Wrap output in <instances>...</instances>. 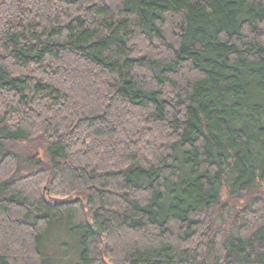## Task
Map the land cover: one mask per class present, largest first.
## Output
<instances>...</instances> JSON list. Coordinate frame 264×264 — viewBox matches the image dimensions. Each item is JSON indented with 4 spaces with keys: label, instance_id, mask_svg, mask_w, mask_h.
Returning <instances> with one entry per match:
<instances>
[{
    "label": "trees",
    "instance_id": "trees-1",
    "mask_svg": "<svg viewBox=\"0 0 264 264\" xmlns=\"http://www.w3.org/2000/svg\"><path fill=\"white\" fill-rule=\"evenodd\" d=\"M0 264H264V0H0Z\"/></svg>",
    "mask_w": 264,
    "mask_h": 264
},
{
    "label": "rangeland",
    "instance_id": "rangeland-1",
    "mask_svg": "<svg viewBox=\"0 0 264 264\" xmlns=\"http://www.w3.org/2000/svg\"><path fill=\"white\" fill-rule=\"evenodd\" d=\"M63 239H65V242L68 243L69 245L72 244V242L74 240L71 239V237H67L64 235V233L60 232V231H55L52 235H51V242H54L56 244H58L60 241H62ZM68 239V240H67ZM62 251H53V253L51 255H53L56 258V261L60 260L61 258L64 259L63 257L64 254L61 253Z\"/></svg>",
    "mask_w": 264,
    "mask_h": 264
}]
</instances>
